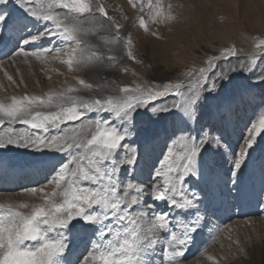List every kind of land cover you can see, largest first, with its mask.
I'll return each instance as SVG.
<instances>
[{"label":"snow or ice","instance_id":"6c2138e0","mask_svg":"<svg viewBox=\"0 0 264 264\" xmlns=\"http://www.w3.org/2000/svg\"><path fill=\"white\" fill-rule=\"evenodd\" d=\"M128 4L136 10L134 24L152 35L150 24L176 19L165 0ZM124 27L109 15L106 0H0V45L12 43L3 54L13 63L34 57L70 72L107 70L118 59L112 47L102 51L86 37L111 32L98 39L123 45L135 60ZM254 49L258 59L241 60L234 46L223 48L177 82L126 85L114 96L85 98L79 93L93 84L73 77L76 86L0 100V149L31 150L30 163L45 164L42 182L23 188L38 202L0 203V264H186L210 223L212 178L227 166L228 182L239 191L240 174L264 133L261 115L235 146L225 135L242 106L264 109V39ZM144 114L153 123L173 121L151 165L136 140Z\"/></svg>","mask_w":264,"mask_h":264},{"label":"rangeland","instance_id":"374dc122","mask_svg":"<svg viewBox=\"0 0 264 264\" xmlns=\"http://www.w3.org/2000/svg\"><path fill=\"white\" fill-rule=\"evenodd\" d=\"M106 2L109 5V15L125 26L121 35L124 37L131 35L135 60L126 55L123 45L106 46L98 39L100 36L110 37L111 32H98L96 35L86 37L102 51H106L107 47H112L111 54L118 59L114 67L107 70L89 66L83 71L70 72L66 66L51 61V59L48 60L49 63H41L34 57H29L27 62H24L23 57H18L13 63L10 55H4L5 57L0 59V100H6L13 95L21 96L25 93L42 95L50 89L76 86V80L69 78L65 80L60 71L51 67V62L57 64L63 71L70 72L72 77H80L93 84V90L82 91L79 95L85 98H98L117 95L116 89L126 85L134 87L136 84L151 86L153 84L162 85L168 81L177 82L182 79V73L189 68L203 66V61L208 56L218 55L220 50L226 47L234 46L236 55L241 60L246 57L258 59L261 55L254 49V44L258 39H264V0H165V3L172 4L176 19L166 24H150L151 32L157 33L156 35L146 33L134 24L136 10L131 8L128 0H106ZM8 8L13 18L22 16L21 11L12 3H9ZM124 15H127L129 19L124 20L122 18ZM232 64L237 65V60L233 59ZM8 76H11L15 83L9 81ZM105 81L107 83H104ZM97 85L102 86L96 87ZM171 100L172 97H168L165 102H171ZM261 115H264V109H259L256 105L242 106L225 130L230 143L235 146L240 135L242 133L246 135V128L252 123H258ZM16 128L23 130V126L19 124ZM172 131V119L153 123L148 115L144 114L136 140L141 154L149 165L160 156L164 148L165 137ZM153 136L157 138L153 143L149 141L150 146L146 148V142ZM142 143L144 148L141 146ZM254 149H257V152L251 151V154H256L262 160L257 168L252 170V172L257 170L256 175L258 176L255 179L258 181L251 179L250 186L257 195L259 203H254V199H251L248 204L250 207L251 205L256 207L257 211L253 212L252 216L246 214L241 217H232L228 221L224 218L220 221L218 216L210 211V223L203 229L205 235L201 234L197 237L196 243L191 247L195 252L188 257L186 264H264V203L260 200V197L264 199V155H262L264 154V133L257 138ZM30 153L31 150L17 148L0 149V154L4 156L7 163H18L17 161L21 159H26L25 164L29 163L28 160H33V155ZM36 166L41 170L45 168L44 163ZM245 169L246 166L243 171ZM219 171V177L212 178L213 184L219 194L224 192L223 198L226 202L228 201L227 206L230 203L229 206L232 207L237 201L234 195H239L241 188L237 191L228 182L227 166L221 167ZM244 177L243 174L239 184L242 183ZM257 185L260 186L259 190ZM229 188L237 192L232 194V190L228 192ZM0 192V203L38 202L24 193L23 187L17 186L5 191L0 190ZM214 201V199L211 200V204ZM233 210L237 208L233 207ZM215 228H219L221 232L213 233L215 236L213 240L209 232L210 230L213 232ZM207 237L210 241L205 248L204 243ZM79 249L76 255L83 251L82 247ZM209 256L214 259L209 260ZM74 259L75 256H73Z\"/></svg>","mask_w":264,"mask_h":264},{"label":"bare ground","instance_id":"6f19581e","mask_svg":"<svg viewBox=\"0 0 264 264\" xmlns=\"http://www.w3.org/2000/svg\"><path fill=\"white\" fill-rule=\"evenodd\" d=\"M21 16H16L15 18H20ZM27 22V21H25ZM1 46V45H0ZM12 43H8L7 46L5 47L4 45H2V47L0 48V59L5 57L3 53L5 52H9V50L12 48ZM62 55V54H60ZM20 58V57H19ZM52 61V60H51ZM48 62V61H47ZM58 62V61H55ZM49 63V62H48ZM49 64H47L48 66ZM51 67L53 69H55L56 71H60V73H62V77H64V79H72L73 77L70 74V72L68 73L67 70L63 71L57 64H55L54 62H51ZM4 68V67H3ZM52 69V71H53ZM21 70V69H20ZM34 72V71H33ZM57 73V72H56ZM63 79V78H62ZM64 80V81H65ZM63 82V81H62ZM1 83V82H0ZM60 83V82H59ZM67 83V82H66ZM61 84V83H60ZM68 86V85H67ZM48 89V88H47ZM153 143L152 138H150L148 140V142H146L145 146L147 148V146H150V142ZM144 143V141H143ZM143 148H144V145ZM253 153L257 152V149L252 150ZM2 153V152H1ZM264 155V154H262ZM25 160L26 159H21L18 160V163L15 162H11V163H7L4 159V156L2 154H0V190H8V189H13L14 187H31L35 184L36 180L38 179V181L43 180V170L44 169H40L38 166H36L37 164H33L30 163L31 160H28L29 163L27 162L25 164ZM262 160V159H261ZM260 157L257 156L256 154H251L250 159L247 161L246 164V169L245 171H242V173L240 174V179L242 178L243 174H244V179L242 181L241 184H239V189L241 188L240 194L236 196V194L234 192H237L235 189L231 190L233 191L232 194L234 193L235 198L237 199V201L235 203H233L234 205L227 206V202L225 201L224 197V192L220 193L218 192V190H216V186L212 183V192L209 193L211 200H215L214 202L216 203H212L211 206V212L214 213V215L218 216V219L221 221V219H225V221H228L229 219H231L232 217H241L244 216L246 214L252 216V213L256 210V207H251L254 208L252 210V208L250 207V204H248V201L251 199H254V203H259V200L257 198V195L255 194V192L252 191L251 186H250V181L251 179H255L258 175H256L257 170H254L252 172L253 169H256L259 162L261 161ZM21 162V163H19ZM256 175V176H255ZM250 177V178H249ZM256 180V179H255ZM258 181V180H256ZM217 185V184H216ZM241 185V186H240ZM258 186V190L260 188L259 185ZM218 187V186H217ZM230 189V188H229ZM257 189V187H256ZM223 190V189H222ZM254 190V189H253ZM261 190V189H260ZM221 191V190H220ZM228 192H230L228 190ZM260 192V191H259ZM1 193V192H0ZM229 195V193H227ZM226 196V195H225ZM233 196V195H232ZM231 196V197H232ZM233 196V197H234ZM260 197V196H259ZM229 198V197H228ZM227 198V199H228ZM233 199V198H232ZM261 203H264V199L263 197H260ZM238 204V205H237ZM258 205V204H257ZM260 205V204H259ZM227 206V208H226ZM233 207H236L237 210H233ZM251 213V214H250ZM258 213V212H257ZM236 227V225H235ZM216 229V228H215ZM215 229H213L212 231V235L213 233H215ZM222 229V228H221ZM209 231V230H208ZM206 232V231H205ZM221 232V231H220ZM223 233V232H222ZM202 234H204V231L202 232ZM219 234V233H218ZM205 235V234H204ZM201 236V235H200ZM203 237V236H202ZM205 237V236H204ZM208 238V237H207ZM206 238V239H207ZM219 238V235H218ZM210 239L208 238L207 240H205V242H209ZM81 250V249H79ZM78 250V251H79ZM77 252V251H76ZM195 252V250L190 249L187 253V257H189L190 255H192Z\"/></svg>","mask_w":264,"mask_h":264}]
</instances>
